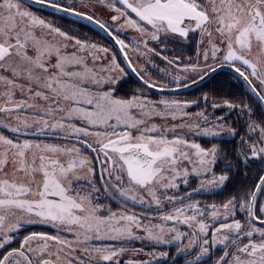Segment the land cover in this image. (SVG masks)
<instances>
[{
  "label": "snow or ice",
  "instance_id": "snow-or-ice-1",
  "mask_svg": "<svg viewBox=\"0 0 264 264\" xmlns=\"http://www.w3.org/2000/svg\"><path fill=\"white\" fill-rule=\"evenodd\" d=\"M0 264H264V0H0Z\"/></svg>",
  "mask_w": 264,
  "mask_h": 264
},
{
  "label": "trees",
  "instance_id": "trees-1",
  "mask_svg": "<svg viewBox=\"0 0 264 264\" xmlns=\"http://www.w3.org/2000/svg\"><path fill=\"white\" fill-rule=\"evenodd\" d=\"M48 13H51V9L47 10V13L45 14H48ZM56 16L63 17V19L59 20L58 22L63 24L65 27H72L75 31L80 32L82 34H87L89 37L96 36L98 39L104 38L105 40H107L103 32H101L94 25L90 24L89 22L85 20H79L76 17L66 16L63 13H58L56 14ZM73 21H75V23H72ZM108 42L109 44L111 43L110 41ZM193 92L194 90H188L184 92L183 94L191 95L193 94Z\"/></svg>",
  "mask_w": 264,
  "mask_h": 264
},
{
  "label": "rangeland",
  "instance_id": "rangeland-1",
  "mask_svg": "<svg viewBox=\"0 0 264 264\" xmlns=\"http://www.w3.org/2000/svg\"><path fill=\"white\" fill-rule=\"evenodd\" d=\"M38 7V6H37ZM99 15H101L103 18L107 19V14L103 11H101L100 13H98Z\"/></svg>",
  "mask_w": 264,
  "mask_h": 264
},
{
  "label": "water",
  "instance_id": "water-1",
  "mask_svg": "<svg viewBox=\"0 0 264 264\" xmlns=\"http://www.w3.org/2000/svg\"><path fill=\"white\" fill-rule=\"evenodd\" d=\"M86 21V20H85ZM88 22V21H87ZM92 25H94V24H92ZM95 26V25H94ZM96 27V26H95ZM98 29V28H97Z\"/></svg>",
  "mask_w": 264,
  "mask_h": 264
}]
</instances>
